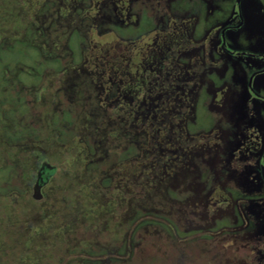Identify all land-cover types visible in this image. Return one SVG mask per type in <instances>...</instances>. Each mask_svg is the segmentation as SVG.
Wrapping results in <instances>:
<instances>
[{
	"label": "rangeland",
	"instance_id": "374dc122",
	"mask_svg": "<svg viewBox=\"0 0 264 264\" xmlns=\"http://www.w3.org/2000/svg\"><path fill=\"white\" fill-rule=\"evenodd\" d=\"M123 3L0 0V264H8L2 250L12 247V264H138L131 255L139 254L142 243L135 242L144 232L157 234L155 229L194 243L200 238L203 260L222 241L219 264H252L255 252L234 251L233 240L245 241L251 231L264 229V201L253 200L264 197V185L260 195L245 194L257 184L249 178L256 169L250 158L264 144V101L246 108L250 94L243 82L257 62L223 56L231 87L224 99L206 96L202 86L190 101L164 106L156 96L163 84L155 80L170 64L163 63L173 38L163 29L164 15L184 10L179 3L169 9L148 1ZM222 3L207 14L214 26L230 18L232 0ZM252 3L246 24L233 35L247 33L249 45L264 51V0ZM205 22L199 17L194 35ZM55 41L57 52L41 47ZM127 41L134 44L138 64L126 54L119 63L137 69L131 83L121 75L111 79L103 57H94L108 53L109 44L121 52ZM194 65L185 68L205 66ZM256 84L264 90V74ZM119 92L125 98L116 102ZM132 95L145 102L132 104ZM168 107L172 112L161 114ZM237 124L251 133L242 143ZM255 139L260 140L256 151ZM236 158L246 167L236 165ZM43 160L57 169L37 200L32 186ZM241 210L251 216L245 227ZM96 231L98 237L91 235Z\"/></svg>",
	"mask_w": 264,
	"mask_h": 264
},
{
	"label": "flooded vegetation",
	"instance_id": "af4514ba",
	"mask_svg": "<svg viewBox=\"0 0 264 264\" xmlns=\"http://www.w3.org/2000/svg\"><path fill=\"white\" fill-rule=\"evenodd\" d=\"M119 1V0H115ZM126 5L130 0H123ZM142 5H145V2H152L154 4L161 3L164 4L166 8L169 9V7L175 3H179L178 5H181L180 8L181 10H184L180 15H177V13L171 12L170 10L166 11V14L164 15L166 19V26L163 27L164 31L167 30L168 35L173 36L171 39L172 41L170 42L171 46L168 49V57H164V62L168 59L170 61V64L168 65H163L162 70H159L158 73H156L155 80L158 82L160 85H167L169 88L168 90L163 89V85L161 87L162 91L158 90L156 87L157 92V98L158 100L165 106L167 103H171L173 100L177 101H190L191 97H195L198 95L199 91L198 88L204 87V92L209 97H212L213 99H224L229 92H231V87L228 81L225 78V62L223 59V56L225 58H229L230 56L232 57H239V58H250L251 60H254L257 62V67L251 69L248 73L245 72L244 76L245 78L243 79V82L245 83L244 86L246 87L247 91L249 92V97L247 99L246 108L247 107H252L255 108L256 104L255 102L257 100H262L264 101V90L260 89L257 84L256 80L258 76H261L264 74V51L252 48L249 45L250 39L247 36V33H242L238 34L236 37L233 35L234 32L241 31L242 27L244 24L247 22V5L248 4H253L252 0H232L231 4V10H230V18L229 19H222L220 23H218L216 26H214V23H212L211 19L208 22V12L211 11L213 8H222V0H219V2H216L215 0H138ZM253 6V5H252ZM174 11L177 12V9L175 8ZM30 18H32L34 15L29 14L28 15ZM203 16L204 20L206 21L205 23H202V32L200 34L194 35L193 30L195 27V24L199 21V17L201 18ZM162 28V27H161ZM231 37L233 40L238 39L236 42L237 44L231 45L230 44V39ZM117 43V41H116ZM45 45V43H43ZM58 42H53L51 46L45 47L46 49H49L50 51H58L60 49L58 47ZM133 43L132 42H125L123 43V47L125 48L121 52L118 51V47L116 45L111 46L109 44L108 53L107 52H102L100 55H94L97 61L101 60V57H103L104 61H100L101 64H103L106 67V71L108 72V76L111 79H117L119 75H121L124 82L131 83L130 81L136 79L138 77L137 69H135V72L133 71V68H126L124 69L123 65H120L119 62H122V58L120 56H124L126 54V57H131L133 58V62L135 64H138L137 62V57L136 53H133ZM118 48V49H117ZM48 50V51H49ZM127 50V51H126ZM131 52V53H128ZM49 53V52H48ZM184 60V61H183ZM176 61V62H175ZM167 62V61H166ZM117 66H115L114 64ZM133 63V64H134ZM186 63V65H185ZM106 64V65H105ZM123 64V63H122ZM193 64L194 67H198L201 65H205L201 67V69H195V70H200V72H196L195 70H189L185 67H190ZM180 65V67L178 66ZM181 65H185L182 67ZM136 66V65H135ZM116 68V69H114ZM180 68V69H179ZM193 71H195L198 74V78L193 75ZM210 73H212L210 75ZM99 77V75H97ZM96 76V78H97ZM95 78V79H96ZM243 78V75H242ZM114 81V82H115ZM118 81V80H117ZM57 89L54 91V97L57 99L58 102L63 98L62 97V92H60V83H56ZM158 84V85H159ZM97 94V91H96ZM171 94L170 97L168 95ZM50 95V94H48ZM118 95V93L116 94ZM125 96V95H124ZM120 94L115 98L116 102L121 99V97H124ZM98 99H103V96H97ZM125 98V97H124ZM146 99V98H145ZM144 98L141 99L139 95H132L131 98H129V101L133 104V102H138L137 104H143L145 102ZM86 100V98H85ZM27 103L30 104V113L34 114L35 110L37 108H34V102L33 100L28 101ZM181 105V103H180ZM188 109H186V113L188 114L189 112L191 113L192 110L190 109L191 105H188ZM67 109L71 110V107H68ZM167 111H163L161 114L165 115L166 112H172L170 110V107L166 108ZM130 115V114H128ZM133 117V116H130ZM135 117V116H134ZM186 117V115H183V119ZM192 117V115H191ZM183 121V120H182ZM236 132L238 135H240L238 139V143H242V140L248 138L251 136V133L248 135L247 133L244 132V127L242 128L240 124H237ZM260 140L255 139V142L251 144L253 149L259 147ZM258 146V147H255ZM259 150V149H258ZM254 151V152H255ZM232 157V156H231ZM230 157V158H231ZM234 157V155H233ZM256 158H250L251 160L254 161L255 163V171L251 170L249 171V178L251 181H256L257 184H253V182L249 185V192L245 194H257L260 195L259 191H262V186L264 185V144L261 150L258 151V153H255ZM239 158H236L238 160ZM240 161H235L236 165H243L246 167V163L244 162L243 164L242 159H239ZM43 164H49L50 166H54L56 171L57 166L53 163H51L48 160H43L40 162L37 170H36V175L34 179V183L32 186V194L31 197L33 199H41L43 196L42 189L49 183L52 175L50 174L47 176L45 179H43V182L40 185V197L39 198H34L33 193H34V185L37 182L39 178V173L40 169L43 166ZM46 172V171H45ZM246 174V173H245ZM247 177V175H246ZM247 177V179L249 180ZM257 198L253 199L254 201H264L263 198ZM240 201H242L241 198H239ZM260 199V200H259ZM262 204V203H260ZM262 210L264 208H261ZM242 212V210H241ZM243 213V212H242ZM245 215V213H243ZM242 215L244 222L246 224H243L245 227L248 225V218H251L250 214L248 213V216ZM263 231H251L252 233L250 234V238L245 240V241H238L236 243L235 240H233L234 244V251L237 249L244 248L246 251V255H251L252 251L255 252V254L252 256V259H256L252 264H263L264 260V229ZM194 241H191L190 238H188V241L193 242L190 246L186 248V252H188L184 256L181 255L178 258H176L175 264H180L179 261H181V264H206L207 262H211L212 264H219L220 257L224 255V250L221 251L223 247V243L217 242L213 244V247H215V252H212L211 255H208V258L202 259V256L199 258V253L201 252L202 254L204 247L201 245V240L200 238L196 239ZM200 240V241H199ZM203 240V239H202ZM187 241V239H186ZM149 242L145 241L144 243ZM143 243V241L140 242L138 240L136 242L137 245ZM143 243V244H144ZM249 243L253 244V247H242L245 246ZM150 245V244H149ZM153 245H155L153 243ZM155 247V246H154ZM225 247V246H224ZM232 248V246L230 245ZM184 252V253H186ZM193 256V257H190ZM190 257V258H189ZM203 262H200V261ZM243 259H238V262H241ZM143 261H146V258H143ZM152 262V263H150ZM150 262L146 261V263L150 264H169V263H161L159 262V259L151 260ZM171 264V263H170ZM174 264V263H173Z\"/></svg>",
	"mask_w": 264,
	"mask_h": 264
},
{
	"label": "trees",
	"instance_id": "16d2710c",
	"mask_svg": "<svg viewBox=\"0 0 264 264\" xmlns=\"http://www.w3.org/2000/svg\"><path fill=\"white\" fill-rule=\"evenodd\" d=\"M41 47L45 48L44 44H42ZM155 230H156L157 234H152L150 232H144L145 234L139 238L140 242L141 241H143V243L145 241H149V242H146L144 244L142 243V246H140L138 249L139 254H137V252H136V253H133L131 255L132 259L135 260L136 263H138V264H149V263H146V261L150 262L151 260L155 261L156 259H159V262H161V263L163 262V263H169V264L174 263L175 264L176 258L181 256V254L182 255L187 254L188 252H186V248L188 246H190L191 244H193V242L188 241L187 237L178 238V237L173 236V235L171 236L169 233H161L157 229H155ZM91 231L92 230H89V232H91ZM85 234H87V232L84 233L83 235L85 236ZM98 234H100V233L96 231L91 235H96L98 237L99 236ZM186 239H187V241H186ZM153 243L155 245H153ZM146 244L151 245V248L149 251H146V249H144V245H146ZM165 248H166V250H165ZM162 250H164V252H161ZM2 251H4V252H2V254L5 258L4 263L12 264L13 260H11V257L15 253L14 247L9 248V249H5ZM184 252H186V253H184ZM62 254H63V252H62ZM139 255H145L144 258H146V261H143V259L138 258ZM179 262L181 264V261H179ZM83 263H84V261H83Z\"/></svg>",
	"mask_w": 264,
	"mask_h": 264
},
{
	"label": "water",
	"instance_id": "95a60500",
	"mask_svg": "<svg viewBox=\"0 0 264 264\" xmlns=\"http://www.w3.org/2000/svg\"><path fill=\"white\" fill-rule=\"evenodd\" d=\"M54 170H55L54 166H50L49 164H43V166L40 169L39 178L34 185V193H33L34 198L40 197L39 189H40L41 183L43 182V179H45L47 176L52 174Z\"/></svg>",
	"mask_w": 264,
	"mask_h": 264
}]
</instances>
